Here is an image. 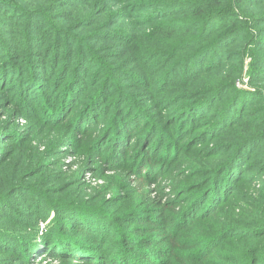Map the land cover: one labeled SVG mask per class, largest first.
Returning <instances> with one entry per match:
<instances>
[{"label": "trees", "instance_id": "trees-1", "mask_svg": "<svg viewBox=\"0 0 264 264\" xmlns=\"http://www.w3.org/2000/svg\"><path fill=\"white\" fill-rule=\"evenodd\" d=\"M21 1L26 2L27 0ZM191 2L192 0H147L146 2H139L136 8H139L140 5L143 7L144 4L150 10L156 8L154 10L155 13L152 11L154 13L152 17L155 18L153 21L159 27H166L170 26L172 22H176L177 19L166 18L165 20L164 16L160 17V15L173 10L180 12L183 8L190 10L192 5H195V3ZM198 2L200 1L198 0ZM203 2L211 4L198 13L201 18L196 34L182 42L189 50L181 54L177 59H172L174 49L181 48V45L178 43L168 45L167 51L156 55L161 58L159 67L162 66V68L153 69L148 67L142 73L150 74L154 73V70H158L159 73L155 79L158 89L168 91V89L180 88L202 74L217 70L223 62L225 54L223 47L229 46L234 41L230 40V37L234 38L233 34H238V32L240 33L238 38L244 35V29L242 28L239 31V27L236 25H230L221 37H217L218 34L209 35L208 31L213 25L215 16L213 12H220L228 6V3L226 0H204ZM47 4L46 0H44L39 1V6L25 8L16 0H0L1 106L6 105L4 101L9 102V105L5 106L4 109L6 111L4 112L9 114V112L14 111L15 119H22L25 122L28 133L26 140L30 148V145H33L34 149H36L37 145L44 147V144L52 141H54L53 145L56 146L62 140L65 142L69 141L68 135L71 134V136L76 138L75 145H72L73 151L74 148H77V154L82 150L91 153L90 149L97 150L102 144V140L109 136V133H107V129H109L110 137L119 141L115 146H112V149L117 152L115 157L120 158L121 151L127 145L130 149L131 146L132 148L137 147L139 143H142V141L140 142L137 139L133 143L134 139H129L128 143H125V146L122 145L120 150L117 147L120 146L119 144L123 140L119 135H125V126H129V117L131 116L130 119H137V113L140 112L136 111L134 113L132 109L137 107L128 103L122 107V112L120 109L110 110L109 127L100 132L103 118L108 116L106 107L100 106L104 94H108L106 93L108 87L103 82L105 80L103 77L106 74L103 71L99 76L96 75L98 70L94 72L91 63L92 57L96 56H93L91 47L83 39L78 38L75 33L67 32L55 25L51 12L43 9V5ZM158 5L161 6L159 9H157ZM50 8H53V6L50 5ZM158 20L165 21L158 22ZM21 26L22 29L19 30L18 28ZM195 27L197 26L194 25L193 28ZM140 55L137 54V56L142 58L144 54ZM168 57L170 60L166 65L162 61ZM97 64L99 67L103 62L97 61ZM109 66L110 70L107 69L109 73L118 71L122 72L126 78L138 79L137 74L124 68L123 65ZM89 70H91V73L88 72ZM141 70L142 66H140L139 72ZM240 72L241 69L235 72L234 78H240ZM219 74L226 75L224 79L228 80L229 83L224 82L216 85H220L219 87L214 86L216 88L208 90L206 96L191 100L188 105L182 107L183 103H181L178 109L184 110L178 113L180 115L178 124L175 129L169 132H179L184 135V138L179 141L177 148L173 146L174 141L171 142L172 149L177 151L178 149L188 150L190 144H193L191 146L200 145L201 143L199 142L207 140L211 136H214V138L220 136L234 138V135H237L238 137L237 141L239 142L236 144L231 143L233 148L231 152L229 151L230 154L227 158L223 159L219 155L218 158L204 159L200 156L195 159L198 168L195 174L200 181H190L191 186L197 185V189H195L197 195H194L192 204L189 205L185 201H179L163 191L164 189L166 190L165 187L169 188L176 185L181 179L185 178V175L179 176L178 168L185 163V159L180 154L168 170L147 167V171L144 168H139L137 172H134L131 169V164L111 165L108 168L112 169L113 174L122 178L124 182L134 180L131 183V188L125 191L127 203L122 206L129 205L135 201L131 206L133 208L140 202V206H143V211L134 213L133 211H128V213H133L124 215L128 219L121 218L122 214L116 215L119 221L117 225L114 222L116 220H111L109 215L98 205L97 200L99 198L103 203L115 199V197L110 200L104 198V196L108 198L109 190L104 191L98 198V192L102 191L103 185L88 188L86 195L83 196L90 201L91 199H96L93 206L86 204L85 201L54 198L42 192L41 195H38V205L35 207L33 206L34 191L31 189V202L28 204L32 207L29 210V212L33 213L31 215L32 219H30L32 225H30L28 232L18 238L8 229L0 227V236L5 235L3 237L4 240L12 243L9 245L11 247L3 250H11L18 257L21 255V259H26L16 261L15 263L17 264H28L27 256L30 258L36 254H45L42 257L44 258V264H47L45 262L46 259H49L50 263L62 264H135L132 260L133 257L129 256L131 254L128 253L131 251L141 252L142 249L144 251L148 250V247L144 248V246H150V244H147L146 239H140L139 235L144 234V230H137L134 226L150 225L159 232V234H155L162 237L161 239L166 243L168 250L163 246L153 250L155 252L154 257L141 258L143 260L142 264H145L144 262H147L146 264H263L264 236H261V228L257 229L260 225L253 230L250 229L251 226H237L239 223L236 220L240 219L235 212L238 208L231 202L237 194L233 191L238 186L237 182L245 180L248 176L247 170H245L246 167L243 166V163L246 162L245 158L249 150L261 142V138L257 130L248 133L251 134L249 136L239 138L242 133H239L241 130L229 129L231 120L227 117L228 114L230 117L232 114L234 117L231 119L234 123L237 121V117H241L236 124L239 127L244 126L245 120L242 117L246 107L245 104L238 106V97H243L244 102L256 103V100L262 95L259 89H256L253 96L252 94L239 92L237 90L239 88H234L233 85L231 89H228L227 87L234 79L231 80L233 75L226 73L225 70H219L214 73V76H219ZM248 77H250V73ZM99 82L101 85H97ZM109 84V87H117L115 79H112ZM97 86L100 89L98 91L94 89ZM116 93L119 95V92ZM122 96L128 99V102L136 104L129 95L123 94ZM181 96L189 98L191 93L183 92ZM219 99L222 104L218 103ZM235 102L238 109L234 107ZM12 103L14 106L11 107ZM216 104L219 107H216ZM54 108L57 109L58 115L66 113V110L62 112L63 109H69L65 119L61 120L58 116L57 120L51 119L55 115V112H52L51 117L47 118L46 121L35 123L31 120V116L22 113L25 109H46L47 111ZM204 109H210L209 115H205ZM98 113H100L102 118H98ZM75 114H77L76 121L72 122L71 125L68 117ZM202 117L204 118L202 119ZM187 118L190 119L189 124L185 123ZM164 123V120H161L159 123L152 124V126L150 124L149 126L139 127L140 132L145 134L148 139H146L147 143L155 139L156 141H153V144L156 145L160 137L167 134L161 131ZM203 123L208 125L203 126ZM201 127H203V130H200ZM24 133L26 135V132ZM21 137L23 138V135L18 139L15 138L16 141L12 142V145L14 146V143L18 144ZM186 142L187 145H184ZM214 147L215 150L206 149V154L216 153L222 146L214 145ZM150 148V146H145V150L142 152L139 148L138 152H136L137 154L135 150H127L125 156L126 158L131 156L132 159L137 160L139 155L141 161L149 160L158 152V147L153 146L154 149L152 148V150ZM165 150L170 151V148ZM61 151H58L57 154L56 150L51 152V155L55 154V157H57V166L60 165L61 160L65 156ZM190 154L197 156V151L190 152ZM92 155V159H95L94 164H102L96 151H93ZM203 176H205L204 180L206 182H204L203 186H200L198 183L203 182ZM64 177L67 178L66 176ZM69 187V182L65 180L54 191L60 195L68 190ZM8 188L0 190V204L5 200L4 197L7 196L5 193ZM14 188L8 192H12ZM201 190L202 193H200ZM212 193L213 200L211 198ZM225 196L226 200H224ZM219 199H222V201ZM203 203H205L204 206ZM212 204L213 206H211ZM116 205L111 206L116 207ZM120 207H116L115 210L117 212L121 211ZM207 207L212 208L207 210ZM201 210L206 212L203 215H197L196 213ZM27 212H23V216L28 217L29 213ZM143 212L152 214L154 220H149L148 218L150 217L143 215ZM134 215L135 217L138 216V219H132ZM84 217L90 218L91 223ZM129 220H135L136 222H130ZM124 222L126 224L127 222L133 223L134 226L131 224L125 225ZM40 224L44 225L41 230ZM201 226L202 228H200ZM207 227H212L213 233L208 236L209 238L205 239L203 236L207 231ZM7 235L8 237H6ZM192 235H200V237L194 241L195 245L190 249L188 238ZM241 237L249 240L255 237L259 238V240L249 246H236L232 241L235 246L231 245L232 248H230L225 245L223 239L229 238L236 242ZM89 239L93 242L90 243ZM94 241L101 243L100 248H103L105 241H108L111 248L117 252L116 255L114 253L111 255V259L117 258L119 260L109 261L110 258L105 255L106 249H101L98 252L94 249ZM174 251H177V253L174 254ZM192 251L194 254H192ZM164 256L166 261L162 258ZM125 257H128L126 262L123 260ZM84 259L90 260L85 261Z\"/></svg>", "mask_w": 264, "mask_h": 264}, {"label": "rangeland", "instance_id": "rangeland-1", "mask_svg": "<svg viewBox=\"0 0 264 264\" xmlns=\"http://www.w3.org/2000/svg\"><path fill=\"white\" fill-rule=\"evenodd\" d=\"M16 1L21 6L28 8L31 6H39V1L44 0H27L26 2H22L21 0ZM142 1L146 2L147 0H46L48 4L43 5V9L51 12L55 25L67 32L75 33L78 38L83 39L85 43L91 47L93 56H96L91 59L93 71L95 72V70H98L96 75L99 76L103 71L106 74V76L103 77V79H105L103 82H105L108 87L106 90L108 94H104L100 106L106 107L108 116L103 118L100 132L109 127L110 110L120 109L122 112V107L126 106L128 103L137 107L136 109H132L134 113H136V111L140 113H137V119H130L131 116L129 117V126H125V135H119L123 140L120 142V146L117 147H119L120 150L121 146L128 143L129 139H134L133 143L136 139L140 142L142 141V143H139L137 147L135 146L132 148L131 146L130 149L128 145L124 148V145L120 158H116L115 154L117 152H114L112 146H115L119 141L110 137V130L107 129L109 136L102 140V144L97 150L90 149L91 153L82 150L77 154V148H74L73 151L72 145H75L76 138L71 136V134L68 135L69 141L65 142L62 140V142L56 144V146L53 145L54 141H52L44 144V147L37 145L36 149H34L33 145H30V148L26 140V138H28V133L26 131L25 122L22 119L16 120L14 111L9 112V114L4 112L6 111L4 108L6 105H9V102L4 101V103H6L5 106H1L2 103H0V190L9 187L5 193L7 194V196L4 197L5 200L0 204V227L8 229V231L14 233V236L17 238L28 232L30 225H32L30 219H32L31 215L33 213L29 212L32 207L28 204L31 202V189L34 191L33 206L35 207L38 205V195H41L42 192L54 198H66V200H77L81 202L85 201L86 204L93 206L96 199H91L90 201L83 196L86 195L88 188L103 185L102 191L98 192V198L104 191L109 190L110 194L108 198L105 196L104 198L110 200L115 197V199L103 203L99 198L100 201L97 200L98 205L109 215L111 220H116L114 222L117 223V225L119 221L116 215L122 214L123 216H121V218L128 219L124 215H130L136 211H143V206H140V202L133 208H131V206L135 201L129 205L122 206L127 203L125 191L131 188V183L134 180L124 182L122 178L113 174L112 169L108 168L111 167V165L118 164L119 166V164H131V169L134 172H137L139 168H144V170L147 171V167H157L158 169L168 170L180 154V156L185 159V163L178 168L179 176L185 175V178L181 179L176 185L169 188L165 187L166 190L164 189L163 191L179 201H185L189 205L192 204L195 197L194 195H197L195 192L197 185L191 186L190 182L198 180V176L195 174L198 170L195 159L200 156L204 159L218 158L219 155H221L223 159L227 158L233 148L231 143L236 144L239 142L237 141L238 137L233 133L230 134L234 135V138L222 136L214 138V136H211L207 140L199 142L201 143L200 145L191 146L193 144H190L188 150L184 151V149H178L177 151L172 149L171 142L174 141L173 146L177 148L179 141L184 138V135L179 132H169L175 129V126L178 124V117L180 116L178 113L184 110L178 109L181 103H183L182 107L188 105L191 100L206 96L208 90L220 86L216 85L224 82L229 83L228 80L224 79L226 75L223 76L219 74V76H214L216 71L225 70L226 73L233 75L231 78L232 80L235 72L239 71V69H241L240 78L235 77L227 88L231 89L233 85L234 88H239L237 89L239 92L249 95L252 94V96L255 94L256 89H259L262 96L256 100V103H247L243 101V97H238V106L245 104L246 107L242 117V119L245 120V125L239 127L236 123L241 117H237V121L234 123L231 119L234 116L231 114L230 117L228 114L227 117L231 120L228 128L238 131L241 130L239 133H242L239 138L249 136L251 134L248 133L257 130L261 142L257 143L249 150L245 158L246 162L243 163V166L246 167L245 170H247L248 176L245 180H240V184L237 182L238 186L233 190L237 194L231 202L238 208L235 212L240 219L236 220L239 223L237 226L247 225L251 226L250 229L253 230L260 225L257 229L261 228V236H264V0H226L228 3L227 7L223 8L220 12H213L215 16L213 18V25L208 31L209 35L218 34L217 37H221L223 32H225L230 25L238 26L239 31L243 28L245 32L244 35L238 38L240 34L238 32V34H233L234 38L230 37V40L234 41L229 46L223 47L225 51L223 62L217 70L209 71L195 78L193 81L186 83L183 87L168 89V91L158 89L155 84V79L159 73L158 70H154V73L150 74L142 73L145 72L148 67L153 69L162 68V66L159 67L161 58L156 55L167 51L168 45L176 43L181 45V48L174 49L172 59H177L181 54L189 50L182 42L196 34L201 18L198 13L211 3L203 2L204 0H199L200 2H198V0H192L191 3H195V5H192L190 10H185V8H183L180 12L173 10L169 13H163L160 17L164 16L165 20L168 18L177 19V21L172 22L170 26L159 27L155 24L156 22L153 21L155 18L152 17L156 8L150 10L145 4L143 7L139 4V8H136L137 4ZM185 3L190 4L189 2ZM50 5H52L53 8H50ZM160 7L161 6L158 5L157 9ZM165 20H158V22ZM194 25L197 27L193 28ZM18 29H22V26ZM137 54L144 55L141 58L140 56L142 55L137 56ZM95 60L103 62V64L98 67L97 61ZM169 60L170 58L168 57L162 62L167 65ZM109 65H123L124 68L137 74L138 79L126 78L122 72L118 71L112 72L113 74L109 73L107 70H110ZM140 66H142L141 72H139ZM88 72L91 73V70ZM249 73L250 77H248ZM112 79L117 81V87H109V83ZM97 85H101V83L99 82ZM94 89L97 91L100 90L98 86ZM116 92H119V95ZM183 92L191 93V96L189 98L181 96ZM123 94L129 95L136 104L128 102V99L122 96ZM218 103L222 104V101L219 99ZM237 103H234L235 109H238ZM216 105V107H219L218 104ZM12 106H14L13 103L11 107ZM214 109L216 108L214 107ZM48 110H50L51 113L48 112ZM48 110L25 109L22 113L31 116L33 122L41 123L46 121L47 118H50L52 112H55V115L52 116L51 119L57 120L58 116L63 120L69 111V109H63L62 112L66 110V113L58 115L57 109ZM204 110L206 112L205 115H209L210 109ZM97 116L100 118V113H98ZM76 118L77 114L69 116L68 121H70V124L72 122L74 123ZM203 118L204 117H202V119ZM161 120L165 122L161 131L167 134L162 135L156 145L153 144L156 141L155 139H153L152 142L149 140L150 142H148V145L146 142L147 138L145 134L140 132L139 127L149 126L150 124V126H152V124H156V122L159 123ZM189 120L190 119L187 118L185 123L189 124ZM205 123H203V126L208 125ZM200 130H203V127H201ZM24 132H26L27 136ZM21 135H23V138L21 137L18 144L14 143L13 146L12 142H15ZM184 145H187V142ZM214 145H221L222 147L217 150L216 153L206 154V149L215 150ZM145 146H150L151 150L153 146H156L158 147V152L155 156L145 161H141L139 155L137 156V160L132 159L131 156L126 158L125 155L127 150H135L136 153L140 148L142 152L145 150ZM168 148H170V151L165 150ZM52 150H56V154L58 151L62 150L61 152L65 155L58 166L57 157H55V154L51 155ZM226 150L227 152H225ZM93 151H96L99 161L101 160L102 164H94L95 159H92ZM196 151L197 156L190 154V152ZM204 179L205 176L202 178L203 182L198 183L200 186H203L204 182H206ZM65 180L69 182L70 187L68 190L58 195V192L54 190H57V187ZM12 188H14V190L8 192L12 190ZM151 189L153 188L151 187ZM200 193H202V190ZM226 196L224 200H226ZM211 198L213 200V193ZM219 200L222 201V199ZM204 204L205 203H203V206ZM25 205L26 207H24ZM111 205H116V207L121 206L119 208L121 211L117 212V210H115L116 207ZM211 206H213V204ZM210 208L212 207H207V210ZM26 211L29 213L28 217L23 216V212ZM128 211H133V213H128ZM205 212V210H201L196 214L200 216ZM143 215H148L150 217L148 218L149 220H154V216L148 212H145ZM133 217L132 219H138V216L135 217L134 215ZM84 218L91 223L90 218ZM129 221L136 222L135 220ZM127 224L134 226L133 223L127 222ZM127 224L125 223V225ZM39 227L41 230V228H44V225L40 224ZM134 227L137 230H144V234L139 235L141 237L140 239H146L147 244H150V246H144V248L148 247V250L144 251L142 249L141 252L131 251L128 253L131 254L129 256L133 257L132 260L135 264H142L143 260L141 258L154 257L155 252H153V250L161 246L167 249L166 243L163 242L161 239L162 237L158 235L159 232L154 230L150 225H136ZM200 228H202V226ZM211 228L212 227L206 228L207 231L203 236L205 239L209 238L208 236L213 233ZM3 237H5V235L2 237L0 236V264H17L15 263L16 261L26 260L25 258L21 259V255L18 257L16 253L11 252V250H3L4 248L7 249L11 247L9 245L12 244L10 241L4 240ZM6 237H8V235ZM198 237H200V235H192L188 238L190 249L194 247V241L198 239ZM223 239L225 245L230 248L235 245L249 246L259 240V238L255 237L250 240L241 237L237 239L236 242L229 238ZM232 241L235 245L232 244ZM89 242L91 243L93 241L89 239ZM94 243V249L98 252L101 249H106L105 255L110 258L109 261L119 260L117 258L111 259V255H113V253L116 255L117 252L115 249L111 248L108 241H105L103 248H100L101 243L98 241H94ZM175 253H177V251H174V254ZM185 254L188 255L189 253ZM192 254H194L193 251ZM44 256L45 254H36L30 258L27 256L28 264H44V258H42ZM162 258L166 261L165 256ZM84 260L88 261L90 259ZM123 260L126 262L128 257H125ZM45 262L47 264H62L56 262L50 263L49 259H46ZM144 263L146 264L147 262Z\"/></svg>", "mask_w": 264, "mask_h": 264}]
</instances>
